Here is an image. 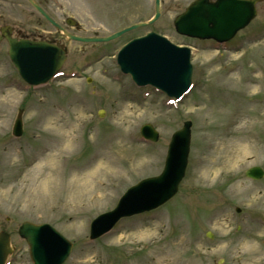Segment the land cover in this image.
I'll return each mask as SVG.
<instances>
[{
  "label": "rangeland",
  "instance_id": "374dc122",
  "mask_svg": "<svg viewBox=\"0 0 264 264\" xmlns=\"http://www.w3.org/2000/svg\"><path fill=\"white\" fill-rule=\"evenodd\" d=\"M45 1L83 38L110 37L149 20L155 7V0ZM169 1L153 27L110 43L65 40L68 60L46 86H27L8 45L0 46V232L11 236L8 264H33L18 234L24 222L48 224L73 244L65 264H264V179L245 176L264 169V1L252 24L222 45L165 28L176 13ZM152 31L192 51L193 85L178 102L136 87L117 66L122 47ZM187 121L191 150L177 196L90 242L96 217L162 173L172 135ZM145 124L159 132L158 143L142 139Z\"/></svg>",
  "mask_w": 264,
  "mask_h": 264
},
{
  "label": "water",
  "instance_id": "95a60500",
  "mask_svg": "<svg viewBox=\"0 0 264 264\" xmlns=\"http://www.w3.org/2000/svg\"><path fill=\"white\" fill-rule=\"evenodd\" d=\"M28 1L49 19L33 0ZM223 1L213 6L203 1L194 3L176 20L178 33L200 40L229 42L256 18V4L261 0ZM159 17L160 0H156V15L150 24L156 22ZM145 26L146 23L139 24L102 39H84L68 34L66 36L72 41L81 43H105ZM4 39L9 44L8 54L11 62L22 80L30 86L49 83L61 71L68 59V50L60 45L28 40L18 41L13 39L10 33L2 31L0 43ZM117 63L122 73L130 75L138 87L152 86L175 100H180L192 87L193 66L190 49L179 48L155 33L133 40L126 45L118 54ZM22 116L23 111H20L13 130L16 137H21L23 134ZM100 117H103L102 114ZM191 128L192 123L186 122L183 128L172 136L161 175L145 179L130 188L113 211L99 216L92 222L91 240H97L110 232L120 220L156 210L177 195L188 167ZM141 135L154 143L159 140V133L151 125L143 126ZM245 176L260 181L264 178V170L253 167L246 171ZM19 236L28 244L33 264H64L73 248L72 243L49 225L23 223L19 229ZM11 253L10 235L1 232L0 264H6Z\"/></svg>",
  "mask_w": 264,
  "mask_h": 264
},
{
  "label": "flooded vegetation",
  "instance_id": "af4514ba",
  "mask_svg": "<svg viewBox=\"0 0 264 264\" xmlns=\"http://www.w3.org/2000/svg\"><path fill=\"white\" fill-rule=\"evenodd\" d=\"M164 4H165V0ZM163 1H161V7H163ZM170 0L169 2H171ZM175 3L171 2L172 10L174 16L172 21L168 25H164L168 30L173 28V31L178 38H183L176 33L174 22L178 16L183 14L188 7L193 3L201 0H173ZM205 3L210 5H215L219 0H203ZM230 0H224L227 2ZM264 0H262L263 2ZM34 2L46 13V15L51 19L47 20L39 13L29 2L28 0H0V33L6 31L10 33L13 39L18 40H36V41H47L51 43L64 44L66 36L61 30L66 31L70 34L69 29L76 28L77 23L73 22V27H70L69 24L72 21L69 19L60 22L59 15L57 12V7L53 1L46 2L45 0H34ZM261 2V3H262ZM170 4V3H169ZM257 4L256 8L258 11ZM27 7L31 8V12H27ZM169 6V8H171ZM171 10V9H170ZM151 19V18H150ZM52 21V22H51ZM151 25L152 27L156 25ZM175 44L176 41L172 40ZM2 44H8L6 40ZM179 45V44H178Z\"/></svg>",
  "mask_w": 264,
  "mask_h": 264
},
{
  "label": "bare ground",
  "instance_id": "6f19581e",
  "mask_svg": "<svg viewBox=\"0 0 264 264\" xmlns=\"http://www.w3.org/2000/svg\"><path fill=\"white\" fill-rule=\"evenodd\" d=\"M59 128V127H58ZM60 130H62L61 128H59ZM65 137L67 138V135H65ZM64 141H65V138L61 136V140L59 142H57V146L59 149L63 150V148H61L62 146H64ZM72 142V141H71ZM71 142L69 141V144L71 145ZM64 152V151H62ZM110 166L109 167H114V163L113 162H110L109 164Z\"/></svg>",
  "mask_w": 264,
  "mask_h": 264
}]
</instances>
